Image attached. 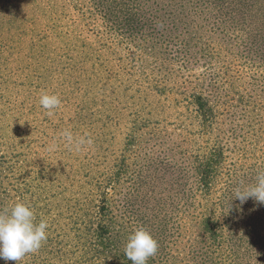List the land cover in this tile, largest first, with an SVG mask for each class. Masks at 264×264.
Here are the masks:
<instances>
[{"label":"trees","instance_id":"16d2710c","mask_svg":"<svg viewBox=\"0 0 264 264\" xmlns=\"http://www.w3.org/2000/svg\"><path fill=\"white\" fill-rule=\"evenodd\" d=\"M22 4L4 12L17 43L29 37L20 86L62 103L49 122L40 95L13 102L58 140L31 124L7 132L0 115V212L23 202L48 222L18 264H132L139 227L158 242L147 264H264V204L234 197L264 171V0ZM78 23L97 27L93 42ZM2 81L0 106L13 100ZM96 123L120 129L122 148L87 135ZM65 130L92 144L70 148Z\"/></svg>","mask_w":264,"mask_h":264},{"label":"clouds","instance_id":"9594fccd","mask_svg":"<svg viewBox=\"0 0 264 264\" xmlns=\"http://www.w3.org/2000/svg\"><path fill=\"white\" fill-rule=\"evenodd\" d=\"M163 27L162 24L158 25ZM62 101L56 94L43 92L39 98L40 106L52 115L59 108ZM68 146L76 151L83 149L85 145H91L92 140L84 137H74L71 131L62 133ZM55 145L50 146V151ZM234 197L241 203L248 198L264 204V171L258 172L255 182L238 186L234 190ZM48 222L41 219L36 222L32 207L23 202L14 203L10 209L0 212V259L15 261L18 264L28 253L37 252L42 243L47 240ZM158 250V242L143 227L136 228L129 235L124 254L132 264H147L150 257Z\"/></svg>","mask_w":264,"mask_h":264},{"label":"rangeland","instance_id":"374dc122","mask_svg":"<svg viewBox=\"0 0 264 264\" xmlns=\"http://www.w3.org/2000/svg\"><path fill=\"white\" fill-rule=\"evenodd\" d=\"M7 1L8 0H0V22L1 21H6L9 23L12 28H10L8 25H3L0 24V26H4L5 28L0 27V43L2 41H8L6 44L12 48L14 46V51L12 52L13 55L10 56V54H5L3 57L7 58L9 62H6L5 59L0 58V81H2L1 78H3V81L1 83V88L7 90V92H1L3 94V99L4 101H8L10 99H13L11 103L8 104V102L2 103L0 106V115L4 114L2 117L3 124L8 130L7 132L12 131L14 128H16L20 124V128L22 131L28 129V126L31 127L34 126V128H39L43 132V130L47 129L48 126L43 124L42 122L38 123H33V120L36 118L37 113L31 114L28 112L24 106H15L14 105V99L18 98L17 95H19V101L20 103L24 102L26 99H28V96L32 97H38L40 93L34 94L33 91L29 90L27 86L21 87V83H26V77H24L26 74H23V66L24 62H26V55L25 52L27 51L28 48V40L27 39H22L23 42L17 43V39L14 38L16 34V24L15 23H10V22H15L11 16L7 17L5 16L4 12L7 11L9 12L10 10L7 7ZM28 1V0H26ZM10 3H15L16 5L19 4L21 7L23 6L22 0H10ZM31 6V5H30ZM29 6V7H30ZM14 9V8H13ZM31 9L29 8V11H23V16L28 15L30 13ZM71 14V10L69 9L68 14ZM14 24V25H13ZM79 25V31H81L84 34V38H87L89 41L93 42L95 39V36L93 35L97 31V27L92 28L90 26H87L83 28V25L78 23ZM99 24V22H98ZM18 26V24H17ZM31 64V63H30ZM28 64L26 66V69L29 70L30 72L33 71L34 66L31 69H28L27 67L30 65ZM18 92V94L16 93ZM68 93V92H67ZM69 94L65 96H62L61 98H68ZM80 101L79 98L75 99V102ZM70 112V110H68ZM73 112V111H72ZM55 113V112H54ZM54 113L52 115H49L50 118L48 121H56L51 118L54 117ZM70 115H67L66 118H68ZM64 117L59 114V118ZM15 118V121L13 120ZM43 117L40 116V119ZM28 123V124H27ZM92 129L90 131L85 132L87 135H92V134H99L103 135L106 134L104 137V143L103 147H107L110 149V152H116L118 149L122 148L123 144V138L120 135L121 130L110 126L106 131L101 128L100 124H92ZM85 130H88V127L85 128ZM55 131L58 132L57 129H50L48 128V133H50L51 136H53L54 140H58L60 135L56 137ZM96 135L94 137H96ZM85 137V136H83ZM102 141V140H101ZM47 157H50L48 155Z\"/></svg>","mask_w":264,"mask_h":264}]
</instances>
